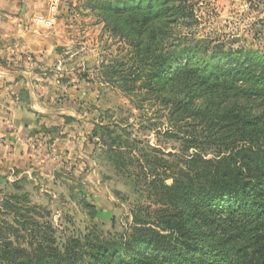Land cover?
<instances>
[{
	"label": "rangeland",
	"instance_id": "374dc122",
	"mask_svg": "<svg viewBox=\"0 0 264 264\" xmlns=\"http://www.w3.org/2000/svg\"><path fill=\"white\" fill-rule=\"evenodd\" d=\"M110 1L59 0L48 26L59 17L68 25L62 61L49 74L68 112L63 125L75 135L67 166L74 171L50 181L0 179V264H9L3 256L13 249H62L84 236L120 249L133 215L154 219L151 183L171 185L172 173L193 155L235 151L232 134L221 130L228 101L237 99L245 114L264 109V94L252 95L264 88V0H144L139 18H126L122 4L112 8ZM177 8L192 16H173ZM186 59L208 70H187ZM160 64L167 68L161 75ZM225 92L235 97L224 99Z\"/></svg>",
	"mask_w": 264,
	"mask_h": 264
},
{
	"label": "trees",
	"instance_id": "16d2710c",
	"mask_svg": "<svg viewBox=\"0 0 264 264\" xmlns=\"http://www.w3.org/2000/svg\"><path fill=\"white\" fill-rule=\"evenodd\" d=\"M143 1L111 0L110 6L118 8L121 3L122 15L139 18ZM146 1L149 6L154 3ZM173 16L186 19L192 14L177 8ZM145 20L142 17L143 23L133 29L137 35ZM149 49L144 52L147 56L151 55ZM188 64L186 59L187 70H208V66ZM165 69L160 64L157 74ZM260 94L264 88L252 93ZM221 96L228 99L235 94L225 92ZM228 102L232 103L222 108L221 130L232 134L235 151L210 159L193 155L183 161L184 168L177 167L172 173L171 185L162 180L151 183L148 193L155 192L159 205L154 219L145 223L133 215L130 240L121 243L120 249H111L115 241L84 236L67 239L62 249H44L38 243L29 250L13 249L3 258L9 264H264V109L245 114L237 109V99ZM212 120L209 113L204 121L206 130ZM224 214L228 216L223 220ZM149 224L168 234L160 235L147 227ZM144 234L149 237L144 238Z\"/></svg>",
	"mask_w": 264,
	"mask_h": 264
},
{
	"label": "crops",
	"instance_id": "0c3cea01",
	"mask_svg": "<svg viewBox=\"0 0 264 264\" xmlns=\"http://www.w3.org/2000/svg\"><path fill=\"white\" fill-rule=\"evenodd\" d=\"M47 16V0H0V179L9 182L74 171L67 166L75 135L63 125L68 112L49 74L62 61L68 25L61 17L51 28L35 20Z\"/></svg>",
	"mask_w": 264,
	"mask_h": 264
},
{
	"label": "built area",
	"instance_id": "2783aa9c",
	"mask_svg": "<svg viewBox=\"0 0 264 264\" xmlns=\"http://www.w3.org/2000/svg\"><path fill=\"white\" fill-rule=\"evenodd\" d=\"M48 2V16L45 18H36V22L48 27L52 24L53 17L55 16L56 12L58 11V3L59 0H47ZM58 153L53 155V159L59 160Z\"/></svg>",
	"mask_w": 264,
	"mask_h": 264
},
{
	"label": "water",
	"instance_id": "95a60500",
	"mask_svg": "<svg viewBox=\"0 0 264 264\" xmlns=\"http://www.w3.org/2000/svg\"><path fill=\"white\" fill-rule=\"evenodd\" d=\"M54 176H55L56 178H58L60 175H56V174H55Z\"/></svg>",
	"mask_w": 264,
	"mask_h": 264
}]
</instances>
